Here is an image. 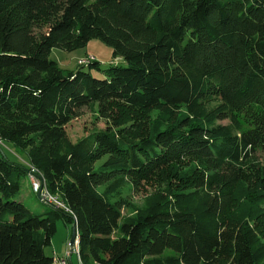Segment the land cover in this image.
<instances>
[{"label": "trees", "instance_id": "1", "mask_svg": "<svg viewBox=\"0 0 264 264\" xmlns=\"http://www.w3.org/2000/svg\"><path fill=\"white\" fill-rule=\"evenodd\" d=\"M92 40L126 65L49 58ZM95 105L110 129L73 143ZM263 151L264 0H0V264H56L59 221L80 264H264ZM29 165L68 211L16 200ZM154 177L125 216L122 191Z\"/></svg>", "mask_w": 264, "mask_h": 264}, {"label": "rangeland", "instance_id": "2", "mask_svg": "<svg viewBox=\"0 0 264 264\" xmlns=\"http://www.w3.org/2000/svg\"><path fill=\"white\" fill-rule=\"evenodd\" d=\"M49 58L57 62L61 70L67 72H76L81 68H83L84 71H88V67H83V65L87 64L89 60L99 62L102 70L108 69L112 65H126L123 59H115L112 49L99 40H92L85 48L73 52H66L54 48L50 52ZM82 61H86V63ZM91 73L95 77H103V74L96 70H91ZM111 119V115L105 119L101 117L98 105H95L94 108L84 107L67 126L68 136L73 143H78L98 132L108 131L111 125ZM116 131V129H113V132ZM1 145L3 152L12 161H16L17 157L20 162L26 165L28 164L21 153H17L19 156L14 153L13 148H11L12 146L10 147L8 144L5 145V143H1ZM258 158L264 164V151L259 153ZM192 168L193 165L191 164L188 169L181 170V172L182 174H186V177L192 178ZM21 183L22 189L20 194L16 197V200L24 202L31 210H33L31 202L42 210L47 209L48 204L43 202L40 197L33 192L29 174L22 178ZM243 187L244 192L243 195H241V204L247 209L250 207L251 199H249V196L252 191L247 184H244ZM165 188L160 178L154 177L142 181L139 187L132 186L124 189L121 193L122 202L125 205V207H123V214L125 216L137 215V213L146 210L150 205L151 197L159 191L163 192ZM100 190H102V188H100ZM59 199L63 201L62 198L59 197ZM71 235L72 225L66 224L64 221H59L57 223V233L52 238L51 245L45 249V254L54 259H67L68 264H80L76 252H71L70 250L69 242Z\"/></svg>", "mask_w": 264, "mask_h": 264}, {"label": "built area", "instance_id": "3", "mask_svg": "<svg viewBox=\"0 0 264 264\" xmlns=\"http://www.w3.org/2000/svg\"><path fill=\"white\" fill-rule=\"evenodd\" d=\"M86 61H82V62L86 63ZM29 168H30L29 177H30V183H31V188L33 192L39 195L40 199L46 204L53 205L56 208H61V209H65L66 211H68V208L65 206V204L62 201H60L58 197H55L48 192V190L44 186V183H43V180H42V177L39 171L31 165H29ZM74 251L76 252L79 263H80L78 245L76 246ZM56 264H68V260L67 259H56Z\"/></svg>", "mask_w": 264, "mask_h": 264}, {"label": "water", "instance_id": "4", "mask_svg": "<svg viewBox=\"0 0 264 264\" xmlns=\"http://www.w3.org/2000/svg\"><path fill=\"white\" fill-rule=\"evenodd\" d=\"M78 239H79V236H78V227H77V224L74 223L72 225V235H71V239H70V242H69V246H70L71 252H74V249L78 245V243H79Z\"/></svg>", "mask_w": 264, "mask_h": 264}, {"label": "crops", "instance_id": "5", "mask_svg": "<svg viewBox=\"0 0 264 264\" xmlns=\"http://www.w3.org/2000/svg\"><path fill=\"white\" fill-rule=\"evenodd\" d=\"M70 258H71V255H70Z\"/></svg>", "mask_w": 264, "mask_h": 264}]
</instances>
